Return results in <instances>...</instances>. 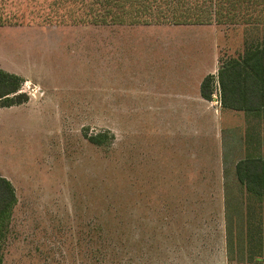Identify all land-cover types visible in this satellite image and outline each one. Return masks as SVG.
Here are the masks:
<instances>
[{"label": "rangeland", "instance_id": "rangeland-1", "mask_svg": "<svg viewBox=\"0 0 264 264\" xmlns=\"http://www.w3.org/2000/svg\"><path fill=\"white\" fill-rule=\"evenodd\" d=\"M94 1L0 0V63L28 96L0 105L16 193L2 264H264V199L236 175L264 154V114L225 106L220 86L218 119L177 112L148 72L187 38L214 65L264 43V0L201 27L102 21Z\"/></svg>", "mask_w": 264, "mask_h": 264}, {"label": "trees", "instance_id": "trees-1", "mask_svg": "<svg viewBox=\"0 0 264 264\" xmlns=\"http://www.w3.org/2000/svg\"><path fill=\"white\" fill-rule=\"evenodd\" d=\"M260 0H95L103 10L102 21L127 24H209L249 21L250 11ZM108 16V17H107ZM253 22H258L254 18ZM4 19L0 17V25ZM222 100L234 109L264 114V43H258L219 71ZM24 79L0 68V105L12 106L27 100L18 92ZM213 76L202 82V95L210 99ZM236 175L247 191L264 199V154L248 155L236 164ZM16 203L11 181L0 175V264L1 241Z\"/></svg>", "mask_w": 264, "mask_h": 264}, {"label": "crops", "instance_id": "crops-1", "mask_svg": "<svg viewBox=\"0 0 264 264\" xmlns=\"http://www.w3.org/2000/svg\"><path fill=\"white\" fill-rule=\"evenodd\" d=\"M209 24H175V26H208ZM4 28L0 26V34ZM196 34L195 32H192ZM203 33V32H199ZM208 38L207 42H211V35L204 33ZM211 38V39H210ZM214 38V37H213ZM158 39H160L158 37ZM145 42V41H144ZM143 42V43H144ZM165 43H168L167 40L164 42L156 43L157 47H164ZM189 40L187 38L186 41H181L179 46L175 44L174 50L171 48L172 54L168 53V56L162 52L160 57L157 58L159 53H156L155 60L156 66L152 65L156 69H150L148 72L150 73L149 81L157 80L156 83L159 87L164 88L163 94H166L168 102L174 104L175 110L178 112V109L181 110V113H187V115L192 116V112L199 113L202 109L204 112L209 113V115L217 117V112L213 108L205 109V104L208 101H211L213 105L218 103L217 96V88L220 86L219 79V71L223 67L225 63L221 62L220 65H214V55L212 50L210 49V45L208 48L204 47V44H189ZM141 44V41L139 42ZM144 45H148L144 43ZM171 45V44H170ZM156 48L155 51H156ZM208 51H207V50ZM154 51V50H151ZM164 51V48H163ZM159 52V51H158ZM204 55V56H203ZM209 55L208 59L207 56ZM203 56V57H202ZM159 61V63H158ZM0 62H2L0 60ZM154 62V61H153ZM4 65L0 63V68L5 71H10ZM142 71V70H141ZM15 74L21 75V73L12 72ZM23 76V75H22ZM213 76L212 82V95L210 99L205 98L202 95V82L205 77ZM27 80V79H26ZM28 82V81H26ZM154 85V82H152ZM222 100V96H221ZM250 113V112H249ZM253 114V113H251ZM217 122H219L217 120ZM251 154V153H250ZM243 157L242 159H244ZM241 160V159H240ZM237 164V163H236ZM253 264V263H251Z\"/></svg>", "mask_w": 264, "mask_h": 264}]
</instances>
